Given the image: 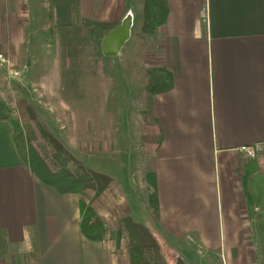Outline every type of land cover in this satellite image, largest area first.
Here are the masks:
<instances>
[{
    "label": "crops",
    "instance_id": "crops-1",
    "mask_svg": "<svg viewBox=\"0 0 264 264\" xmlns=\"http://www.w3.org/2000/svg\"><path fill=\"white\" fill-rule=\"evenodd\" d=\"M109 1L99 20L120 24L125 2L112 0L111 8ZM25 2L0 0V42L10 43L11 52L24 39ZM75 2L52 0L56 24H72ZM168 6L158 38L174 88L153 98L162 141L149 155L159 209L155 214L147 200L145 215L188 264H264V0H168ZM255 146V158L242 151ZM93 197L61 195L39 183L12 124L0 120V264H130L125 240L82 236L80 205ZM129 198L113 183L93 207L111 230L126 217L143 224ZM168 260L176 264L175 255Z\"/></svg>",
    "mask_w": 264,
    "mask_h": 264
},
{
    "label": "rangeland",
    "instance_id": "rangeland-1",
    "mask_svg": "<svg viewBox=\"0 0 264 264\" xmlns=\"http://www.w3.org/2000/svg\"><path fill=\"white\" fill-rule=\"evenodd\" d=\"M26 2L29 13L22 16L23 41L14 43L13 52L10 43L0 42V100L21 126L26 150L32 145L41 152L44 146L51 149L49 141L39 136L45 129L29 122V116H36L61 146L126 189L129 200L137 202L129 204L142 221L147 204L145 175L155 153V145L150 151L145 147L152 124L146 114V84L163 65L158 35L148 47L140 45L145 0H124V18L129 13L134 16L132 37L112 58L102 53L105 36L86 35L82 30L84 21L99 20L103 0L76 1L68 27L55 23L52 0ZM108 4L112 8V0ZM159 142L157 137L154 143ZM112 203L111 197L106 207H113ZM107 225L114 237L116 231Z\"/></svg>",
    "mask_w": 264,
    "mask_h": 264
},
{
    "label": "trees",
    "instance_id": "trees-1",
    "mask_svg": "<svg viewBox=\"0 0 264 264\" xmlns=\"http://www.w3.org/2000/svg\"><path fill=\"white\" fill-rule=\"evenodd\" d=\"M77 3L80 0H76ZM169 16L168 0H145L143 8V24L141 27L140 45L142 48L149 46V43L156 38L160 29L166 25ZM119 24L90 19L83 22L82 30L86 35L94 37H104ZM174 88V77L165 69L159 70L146 84L148 93V103L146 114L150 117L152 124L148 126V141L145 147L150 151L154 146L156 152L162 141L161 132L157 131V122L153 111V98L156 95L166 94ZM26 108L32 109L29 106ZM13 112L8 106L0 100V120L9 121L14 129V140L18 151L36 180L44 185L54 188L61 195H80L84 196L86 192H94V197L89 201L81 202V232L82 236L90 242L102 243L110 235V230L105 221L95 211L93 204L100 199L113 185V178L105 173L90 169L78 156L72 151L66 150L61 146L55 137L43 127L36 116L30 117L29 122L34 126L45 129L39 136L42 141L51 146L48 150L46 146L42 149L45 154L34 146L27 151L23 143V131L19 124L12 119ZM159 137L160 142L154 143ZM149 154V153H148ZM150 171L145 175L146 196L148 204L154 213H158V191L156 176L153 169V160L151 158ZM114 238L118 245L125 240V246L129 251L130 264H169L168 253L170 248L164 239L150 227H145L142 223L136 222L131 217L120 220L119 229L115 232Z\"/></svg>",
    "mask_w": 264,
    "mask_h": 264
},
{
    "label": "water",
    "instance_id": "water-1",
    "mask_svg": "<svg viewBox=\"0 0 264 264\" xmlns=\"http://www.w3.org/2000/svg\"><path fill=\"white\" fill-rule=\"evenodd\" d=\"M134 27V16L132 13L126 15L122 22L112 29L102 41V53L105 57H118L126 47L132 37ZM143 225L145 227H153L154 222L148 218L143 212ZM174 252L176 264H188L181 252L171 249Z\"/></svg>",
    "mask_w": 264,
    "mask_h": 264
},
{
    "label": "built area",
    "instance_id": "built-area-1",
    "mask_svg": "<svg viewBox=\"0 0 264 264\" xmlns=\"http://www.w3.org/2000/svg\"><path fill=\"white\" fill-rule=\"evenodd\" d=\"M242 151L245 152L248 156L255 158L256 155L259 152V147L255 146V147H243ZM189 242L191 245H196L197 243L195 242V240H193L192 238H189Z\"/></svg>",
    "mask_w": 264,
    "mask_h": 264
}]
</instances>
